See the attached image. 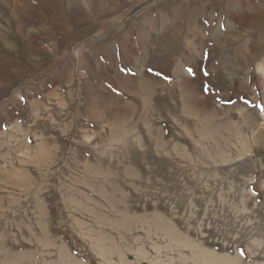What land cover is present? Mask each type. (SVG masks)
Returning a JSON list of instances; mask_svg holds the SVG:
<instances>
[{"label":"rangeland","instance_id":"374dc122","mask_svg":"<svg viewBox=\"0 0 264 264\" xmlns=\"http://www.w3.org/2000/svg\"><path fill=\"white\" fill-rule=\"evenodd\" d=\"M0 264H264V0H0Z\"/></svg>","mask_w":264,"mask_h":264},{"label":"bare ground","instance_id":"6f19581e","mask_svg":"<svg viewBox=\"0 0 264 264\" xmlns=\"http://www.w3.org/2000/svg\"><path fill=\"white\" fill-rule=\"evenodd\" d=\"M119 77H120V75H119ZM121 77H122V76H121ZM193 81H194V80H193ZM189 82H190V81H189ZM193 83H195V82H193ZM197 83H199V82H197ZM190 84H192V82H191ZM198 85H199V84H198ZM192 86H193V85H192ZM196 87H197V86H196ZM196 87H195V88H196ZM192 89H193V91H194V88H193V87H192ZM195 91H196V90H195ZM198 91H199V90H198ZM196 92H197V91H196ZM196 92H195V93H196ZM198 94H199V93H198ZM109 198H110V197H109ZM117 210H119V209H117Z\"/></svg>","mask_w":264,"mask_h":264},{"label":"snow or ice","instance_id":"6c2138e0","mask_svg":"<svg viewBox=\"0 0 264 264\" xmlns=\"http://www.w3.org/2000/svg\"><path fill=\"white\" fill-rule=\"evenodd\" d=\"M149 71H151V69H149Z\"/></svg>","mask_w":264,"mask_h":264}]
</instances>
